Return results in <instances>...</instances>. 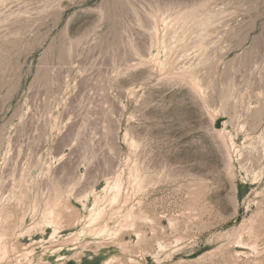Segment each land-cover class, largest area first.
<instances>
[{
  "label": "rangeland",
  "instance_id": "obj_1",
  "mask_svg": "<svg viewBox=\"0 0 264 264\" xmlns=\"http://www.w3.org/2000/svg\"><path fill=\"white\" fill-rule=\"evenodd\" d=\"M0 264H264V0H0Z\"/></svg>",
  "mask_w": 264,
  "mask_h": 264
}]
</instances>
